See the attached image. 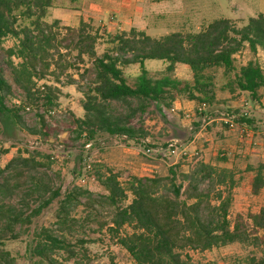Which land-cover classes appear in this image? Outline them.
Wrapping results in <instances>:
<instances>
[{
    "label": "trees",
    "instance_id": "trees-1",
    "mask_svg": "<svg viewBox=\"0 0 264 264\" xmlns=\"http://www.w3.org/2000/svg\"><path fill=\"white\" fill-rule=\"evenodd\" d=\"M57 1L0 0V46L7 40L14 41L5 50L12 81L0 66V119L6 116L20 129L27 128L21 115L26 108L36 110L40 132L48 129L45 115L58 107L61 92L54 86L40 88L38 82L49 76L58 80L72 65L66 59L68 52L66 55L61 52L60 20L47 22L49 11ZM66 30L73 35L71 52H76L81 63L89 59L94 74L93 82L83 90V116H71L76 139L93 141L97 135L106 134L141 143L148 134L132 124L139 113L147 112L155 103L170 108L182 96L201 105L211 104L219 71L232 79L230 85L234 89L253 99L259 98L264 88V68L258 58L240 67L236 65V55L243 50L249 49L255 56L264 52L263 12L250 17L242 27L222 17L209 22L199 32H172L161 37L131 28L107 34L105 38L85 21L76 29ZM102 39L108 47L99 55L97 46ZM146 61L166 63L163 76L152 78ZM178 64L189 67L192 82L174 76ZM131 65H139L141 72L132 84L124 72ZM16 92L22 97L20 105L8 106ZM42 109L44 113L40 114ZM237 121L252 123L245 115ZM7 152L0 151V156ZM39 167H44V163L21 154L6 166H0V198H10L23 188L27 198L19 209L0 205V264H17L5 248L6 243L18 239L17 228L31 225L60 195L59 190H53L35 175ZM248 169L255 172L250 180L251 191L259 195L264 189V162ZM98 177L104 194L74 188L62 199L55 226L34 233L28 248L34 264H64L71 260L74 264L91 263L87 247L91 240L73 235L80 227L74 211L81 205L88 210V221L90 216L110 210L109 222L101 227L109 225V232L136 264H214L195 262L185 252H204L248 240L247 221L257 233L256 243L264 248V207L248 213L247 217L238 214L234 224L229 220L237 186L231 170L198 161L189 171L171 167L165 176L129 174L125 183L111 169ZM32 198H38L36 208L30 205ZM126 227L132 231H126ZM250 261L264 264V259ZM110 264H116L114 258Z\"/></svg>",
    "mask_w": 264,
    "mask_h": 264
},
{
    "label": "rangeland",
    "instance_id": "rangeland-1",
    "mask_svg": "<svg viewBox=\"0 0 264 264\" xmlns=\"http://www.w3.org/2000/svg\"><path fill=\"white\" fill-rule=\"evenodd\" d=\"M135 4L129 15L132 26L127 25L123 30L117 27L120 17L109 13L116 8L113 6L106 13L89 20L92 30H99L106 38L107 34L126 31L134 26L153 37H161L172 32H199L209 22L222 17L230 18L236 26L242 27L250 17L264 12V0H142ZM68 7L58 0L47 18L48 23L60 20L61 52L65 55L68 52L66 59L72 63L59 75V81L55 76H49L38 82L40 88L44 85L54 86L61 92L58 107L45 115L48 129L39 131V116L31 108L21 111L26 129L17 128L6 116L0 119V151H8L0 156V166H6L20 154L33 158L44 163V167H39L35 175L53 190L60 191L58 198L39 217L34 218L31 225L17 228L20 232L18 239L6 243L5 248L16 258L17 264H34L28 250L29 244L35 232L55 226L56 213L65 194L74 188L89 190L95 195L104 194L98 176L106 175L109 169L117 172L121 182L125 183L129 174L138 177L154 174L165 176L171 167L178 166L180 171H189L198 161H202L231 170L235 175L237 186L229 213L232 224L238 214L247 217L248 213L264 207V189L259 195L252 193L250 180L255 172L248 169L264 162V88L259 98L253 99L247 93L234 89L230 85L232 79L224 76L222 71L216 74L215 98L211 104L201 105L182 96L170 108L155 103L147 112L139 113L132 124L148 134L147 138L140 140L141 143L106 134L97 135L93 141L76 139L71 116H83V90L93 82L94 74L89 59L81 63L76 59V52H71L73 35L66 28H78L80 18L74 16L75 12ZM100 18H104L106 23H100ZM13 44L14 41L10 39L0 46V66L10 81L5 50ZM107 47L106 40H100L98 54L101 55ZM255 58L264 68V52L260 51L255 56L249 49L236 55V65H246ZM146 67L152 78H160L166 63L146 61ZM124 72L132 84L141 73L140 66H128ZM174 76L188 82H192L193 77L189 67L182 64L177 65ZM21 100V95L16 92L7 104L20 105ZM42 113L43 109L40 111ZM242 115L252 119V123L238 122ZM172 148L177 151L174 155L170 153ZM25 191L26 188H23L10 198H0V205L22 208ZM36 199L29 200L32 208L39 205ZM130 201L131 196L128 203ZM81 202L84 203L85 199L82 198ZM74 216L79 219L80 227L73 235L91 240L87 245L92 258L90 264H110L112 258L116 264H136L109 232V225L101 227L110 220L109 209L90 216L88 221V210L81 205L74 211ZM125 230L132 231L129 227ZM245 230L250 236L248 240L204 252L187 250L185 253L195 262L214 264H251V258L264 259V248L256 243L257 233L249 221ZM64 264H74V261Z\"/></svg>",
    "mask_w": 264,
    "mask_h": 264
},
{
    "label": "crops",
    "instance_id": "crops-1",
    "mask_svg": "<svg viewBox=\"0 0 264 264\" xmlns=\"http://www.w3.org/2000/svg\"><path fill=\"white\" fill-rule=\"evenodd\" d=\"M139 1L142 0H78L76 2H71L69 0H60V2H63V4L69 6L68 8L72 9L75 12L73 13L74 16L78 15V17L80 18L78 23H80L81 21L90 22L89 21L90 19L98 17L102 13H106L105 11H107L109 7L115 6L116 7L115 9L108 11L109 13L111 12L110 14H115L118 15V17H120L117 27L121 28V30L125 29L127 25L132 26L129 15H131L130 12L132 11L133 5H136L135 3H138ZM57 9L63 10V8H57ZM68 17L70 18V16ZM104 18H100L99 22L100 23L105 22ZM62 19L65 20V17L62 16ZM131 28H137V27L133 26Z\"/></svg>",
    "mask_w": 264,
    "mask_h": 264
},
{
    "label": "built area",
    "instance_id": "built-area-1",
    "mask_svg": "<svg viewBox=\"0 0 264 264\" xmlns=\"http://www.w3.org/2000/svg\"><path fill=\"white\" fill-rule=\"evenodd\" d=\"M174 110H175V108L172 109V111H174ZM170 153L174 155V154L177 153V151H176L175 148H172L171 151H170Z\"/></svg>",
    "mask_w": 264,
    "mask_h": 264
}]
</instances>
